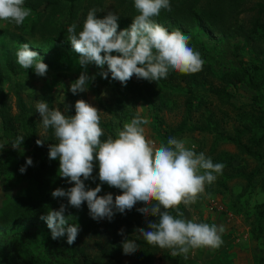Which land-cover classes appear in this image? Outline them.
Segmentation results:
<instances>
[{
    "label": "trees",
    "instance_id": "16d2710c",
    "mask_svg": "<svg viewBox=\"0 0 264 264\" xmlns=\"http://www.w3.org/2000/svg\"><path fill=\"white\" fill-rule=\"evenodd\" d=\"M170 3L173 11L162 10L155 18L158 23L167 22L170 27L180 30L198 26L233 39L232 55L237 59V67L220 71L208 62L194 74L170 70L168 77L158 82L133 75L126 88L130 96L145 102L157 114L178 110L180 119L169 126L165 132L167 137L206 133L212 137V149L224 143L234 145L244 158V165H233L230 155L220 151L212 160L223 163L225 167L217 174L214 183L206 186V192H212L214 186L218 193L227 192L228 183L234 179L242 183L243 187L232 203L248 222L249 238L259 241L264 239V202L250 203L253 195L264 192V0H170ZM24 6L32 11L23 25H15L21 33L15 35L17 44L22 43L25 36L36 35L47 42L67 40V28L76 23L77 31L82 30L92 8L98 10L99 18L106 16L108 11L116 12L119 15L118 31L130 26L138 14L134 0H25ZM104 67L107 70V65ZM17 73L11 59L1 54L0 139L7 145L0 148V177L10 171L13 176L16 166L25 165L26 171L20 176L28 182L30 189L23 197L30 196L24 201L19 194L16 195L11 210L6 209L0 216V230L13 220L46 223L40 219L41 215L49 209L58 210L61 204H68L67 197L56 203H42L40 200L46 188L59 177V159H49L48 147L57 141L52 129L45 130L40 126L37 111L25 101L23 80ZM5 84L10 88H5ZM239 87L249 90L251 97L249 101L235 105L229 90ZM9 91H12L14 104L10 103ZM116 105L123 110L124 105L119 99H116ZM135 114L134 109L129 110L131 119ZM101 126L105 130L102 140L108 134L114 135L116 128H121L119 124L111 125V122ZM19 135L25 137L21 145L23 150L11 146ZM38 139L44 141L43 146L37 145ZM9 147H12L11 151ZM29 157L32 165H26ZM247 162L252 163L250 168ZM93 172L99 173L98 163ZM113 194L122 192L116 189ZM144 206L138 204L123 214L116 213L111 221L104 223H96L89 215L88 207L82 211L68 206L65 216L71 214L70 225L80 228L77 239L72 245L67 243L66 235L53 239L56 251L48 255L39 252L29 242L26 229L5 230L0 235V264H125L120 255L122 241L126 238L136 240L140 246L131 254L129 264H193L190 257H173L169 249L151 246L143 237L132 235L137 228L149 230L148 221H158V217H145L138 211ZM121 229H124V236L119 234ZM227 236L231 235L228 232L222 235L224 246L230 244L225 240L229 238ZM88 239H95V250L88 245ZM159 253L163 254L159 256L165 258L166 263L158 261ZM259 261L264 264V257Z\"/></svg>",
    "mask_w": 264,
    "mask_h": 264
},
{
    "label": "clouds",
    "instance_id": "9594fccd",
    "mask_svg": "<svg viewBox=\"0 0 264 264\" xmlns=\"http://www.w3.org/2000/svg\"><path fill=\"white\" fill-rule=\"evenodd\" d=\"M24 2L0 0V20L23 25L32 11ZM134 8L138 14L129 28L120 31L116 12L108 11L99 18L96 8L88 11L82 30L77 31L76 23L67 28V40L79 54L81 66L86 69L88 64H94L101 69L98 75L108 79L111 73L113 80L125 86L133 75L158 82L166 79L170 70L183 74L202 70L204 60L199 51L189 46L191 36L180 29L169 31L155 19L162 10L173 11L170 0H134ZM15 55L20 67L34 69L41 77L47 74L48 65L28 43L21 44ZM94 80L95 76L89 77L85 70L71 84L70 91L85 92ZM35 108L42 118L40 126L52 129L57 141L48 146L49 159H59V175L74 185L67 190L55 189L53 198L67 197L68 204H61L58 210L49 209L40 217L51 230L52 239L66 235L69 245L76 241L80 228L68 224L72 216L66 217L65 212L68 206L80 209L86 202L89 215L97 221H111L116 213L145 205L138 211L145 217H158V221H148L149 230L137 228L136 233L151 246L169 249L173 257L187 259L191 250L217 249L223 244L224 225L197 222L196 217L188 219L180 208L183 205L190 210L206 194V186L214 183L225 167L223 163H214L204 152L197 153L195 145L188 147L184 139L169 137L166 144L157 146L145 134L144 126L151 121L139 111L122 128H116L114 135L108 134L102 140V111L83 99L76 101L74 116L64 114L59 107H50L44 100H37ZM24 139L23 135L17 136L11 146L23 150ZM36 143L43 146L44 141L38 139ZM4 147L0 144V148ZM97 163L101 184L87 187L85 181L96 179L93 171ZM32 164L29 157L26 165ZM25 171L26 166H22L20 172ZM103 184L120 189L122 194L115 198L110 192L98 195ZM119 234L124 236V229ZM139 247L134 239L122 241L125 255L134 254Z\"/></svg>",
    "mask_w": 264,
    "mask_h": 264
},
{
    "label": "rangeland",
    "instance_id": "374dc122",
    "mask_svg": "<svg viewBox=\"0 0 264 264\" xmlns=\"http://www.w3.org/2000/svg\"><path fill=\"white\" fill-rule=\"evenodd\" d=\"M160 24L165 26L169 31L176 30L170 27L167 22ZM129 27L127 25L124 29ZM181 31L191 36L189 46L200 52L204 63L211 62L212 66L220 71L235 69L237 67V59L232 55L233 39L212 33L198 26L182 29ZM15 35H21L20 30L15 24L0 20V55L3 53L7 55L15 68H17L18 77L23 80V97L35 110L37 100H44L53 108L59 107L64 114L74 116L76 101L83 99L102 111L101 125L111 122V125L119 124L122 128L124 122L131 120L129 110L134 109L135 112L139 111L141 116L147 117L151 121L149 125L144 126L145 134L148 139L155 141L157 146L160 143L166 144L167 139L173 137H167L165 132L170 125L176 124L179 121L180 115L178 110L175 113L162 111L157 114L145 102L129 95L126 88L128 83L125 86L112 78L108 77V79H104L98 75L101 69L94 64H88L85 69L78 63L79 54L73 50L68 40L47 42L36 35L35 37L25 36L23 42L17 44ZM23 43H28L30 49L38 52L43 62L48 65V71L45 76H38L35 74L34 69H24L18 65L15 53ZM85 70L89 77L95 76V80L89 82L87 91L73 94L70 91V86ZM8 87L10 88L8 84H5V88ZM229 91L233 94L232 101L235 105L245 103L251 97V92L244 87ZM9 94L10 103L14 104L15 100L12 97V91H9ZM116 99H119L123 103V110H120L118 105H116ZM156 114L157 117H155ZM37 119L39 121L42 119L38 112ZM175 138L186 140L188 147L195 145L197 153L204 152L211 159L220 151H225L230 155L233 165H244V158L238 154L233 144L224 143L220 144L218 148L212 149V137L209 134L186 133ZM0 144L7 145L1 139ZM11 150L12 147H9V151ZM251 164L247 162V167L250 168ZM22 166L25 165L16 166L17 171L15 175L12 176V172L10 171L0 177V216L5 214L4 211L6 209L11 210L12 205L15 203L16 195L19 194L24 201L30 196L28 194L25 198L23 197L24 194L27 195V190L30 189V186L28 182L21 179L20 168ZM58 176L57 180L51 186H48L43 196L40 197L42 203H56L60 201L65 197L53 198L51 193L57 188L67 190L74 186L73 184H69L67 179L62 178L59 174ZM93 176L96 177L95 181L92 179L85 181L87 187L95 188L101 184L98 173L93 172ZM235 181L234 179L228 183L229 190L227 192L218 193L215 190V186L210 193H207L205 190L206 194L202 195L195 204L191 205L190 210L183 205L180 206L182 208L181 211L185 213L188 219L196 217L197 222L208 223L210 225L216 224L217 226L222 224L227 231H234V245L228 244L224 246L222 244L221 247L223 249L221 247L219 249L202 247L191 250L188 257L192 258L193 264H261L259 259L264 257V239L258 241L249 238L248 222L237 212L236 207L232 203L235 195L243 187L242 183ZM116 189L103 184L102 191L98 195H105L109 192L113 194ZM115 195L113 194L114 198ZM262 202H264V192H259L252 196L250 204ZM86 205L87 203L85 202L81 207L82 211L86 210ZM107 220L105 218L100 221H94L96 223H104ZM68 224L70 225L69 221ZM21 229H26L27 239L39 252L48 255L56 251V247L52 242L51 230L46 223H41L40 221L13 220L1 228L0 235L5 230L12 232ZM132 235L139 236L136 232ZM94 242L95 239L87 240L88 245L94 248L93 250L96 249L93 246ZM159 255L163 254H157L158 261L166 263V259ZM120 258L125 264L131 262V254L125 255L123 251Z\"/></svg>",
    "mask_w": 264,
    "mask_h": 264
},
{
    "label": "crops",
    "instance_id": "0c3cea01",
    "mask_svg": "<svg viewBox=\"0 0 264 264\" xmlns=\"http://www.w3.org/2000/svg\"><path fill=\"white\" fill-rule=\"evenodd\" d=\"M227 232H228V235H231V236H227V237H229V238H226L225 240H226L227 242H230V244H233V245H234V241H235V239L233 240V238L235 237L234 234H233L234 231H230V230L227 231V230L225 229V232H224V233H227ZM224 233H223V234H224ZM222 240H224V239L222 238ZM220 247H221V246H220ZM220 247H219V248H220ZM219 248H218V249H219ZM221 249H223V248H221Z\"/></svg>",
    "mask_w": 264,
    "mask_h": 264
}]
</instances>
